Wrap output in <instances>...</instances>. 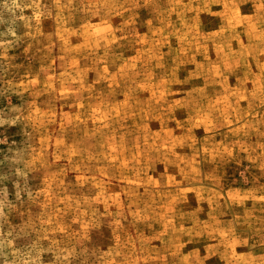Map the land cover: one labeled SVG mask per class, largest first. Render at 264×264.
I'll list each match as a JSON object with an SVG mask.
<instances>
[{
    "label": "rangeland",
    "instance_id": "rangeland-1",
    "mask_svg": "<svg viewBox=\"0 0 264 264\" xmlns=\"http://www.w3.org/2000/svg\"><path fill=\"white\" fill-rule=\"evenodd\" d=\"M0 264H264V0H0Z\"/></svg>",
    "mask_w": 264,
    "mask_h": 264
}]
</instances>
